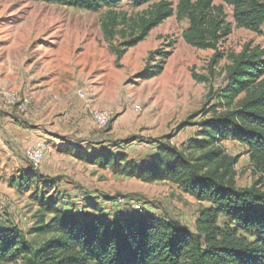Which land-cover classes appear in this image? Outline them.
I'll return each mask as SVG.
<instances>
[{"label":"rangeland","instance_id":"rangeland-1","mask_svg":"<svg viewBox=\"0 0 264 264\" xmlns=\"http://www.w3.org/2000/svg\"><path fill=\"white\" fill-rule=\"evenodd\" d=\"M171 1L175 7L179 2ZM135 2L118 0L114 9L131 19L151 8L150 4L137 7ZM223 4L232 33L219 46L223 58L212 66L214 51L189 44L184 38L189 21L179 20L176 14L118 60L112 48L125 37L118 33L106 39L102 23L107 7L94 12L60 3L0 0V213L23 229L33 223L38 203L30 191L20 192L12 183L22 165L35 168L28 156L31 144L25 142L31 130H40L48 136L41 141L49 147L45 158L49 156L35 169L47 180H57L55 189L54 185L41 187L44 193L57 190L66 201L75 200L78 208L83 206L89 213L143 211L175 218L194 229L202 204L175 184L117 176L108 169L77 162L72 154L56 151L52 142L72 139L97 147L117 143L139 162L155 154L164 136L184 146L197 128L178 130L180 123L192 115L193 121L199 120L204 109L213 106L223 109L220 94L227 85L230 55L246 44L264 48V24L260 32L238 27L234 8ZM120 29L131 37L130 28ZM161 50L171 52L163 72L140 78L147 65L156 63L149 60V54ZM160 58L156 54V61ZM6 92H13L15 100H8ZM100 109L111 112L104 127L92 115ZM223 145L229 154L239 155L237 185H252L258 176L246 146L232 140ZM49 165L54 172L45 173Z\"/></svg>","mask_w":264,"mask_h":264},{"label":"trees","instance_id":"trees-1","mask_svg":"<svg viewBox=\"0 0 264 264\" xmlns=\"http://www.w3.org/2000/svg\"><path fill=\"white\" fill-rule=\"evenodd\" d=\"M35 1L94 12L107 7L102 23L106 39L112 40L118 33L125 37L112 48L118 60L175 14L179 20L189 21L184 32L189 44L214 51L212 66L223 58L219 46L232 33L223 3L234 8L238 27L260 32L264 24V0H222V4L179 0L176 7L171 0H136L137 7L150 4L151 8L131 19L114 9L118 0ZM120 26L130 28L131 37ZM156 54L161 56L159 61ZM170 54L152 51L149 60L156 63L147 65L139 77L160 75ZM230 61L227 85L220 94L223 109L213 106L204 109L199 120L193 121L192 115L180 123L178 130L197 128L184 146L172 143V136H164L158 140L155 154L143 162L131 158L117 143L97 147L62 139L65 146L60 148L117 176L175 184L202 204L194 229L175 218L143 211L89 213L83 206L78 208L75 200L66 201L57 190L50 194L41 191L43 186L54 185L55 189L57 180L49 181L35 168H27L12 185L20 192L30 191L38 211L28 229L0 213V264H264V48L246 44L230 55ZM226 140L246 146L258 176L252 185H237L239 155L227 152Z\"/></svg>","mask_w":264,"mask_h":264},{"label":"built area","instance_id":"built-area-1","mask_svg":"<svg viewBox=\"0 0 264 264\" xmlns=\"http://www.w3.org/2000/svg\"><path fill=\"white\" fill-rule=\"evenodd\" d=\"M5 95L6 98L11 101L15 100L16 98V95L13 92H6ZM92 115L100 127L106 126L111 119V112L108 110H95L93 111ZM48 150L49 147L47 146V143L45 141H41L28 151L29 160L35 168H37L42 163Z\"/></svg>","mask_w":264,"mask_h":264},{"label":"crops","instance_id":"crops-1","mask_svg":"<svg viewBox=\"0 0 264 264\" xmlns=\"http://www.w3.org/2000/svg\"><path fill=\"white\" fill-rule=\"evenodd\" d=\"M32 132H31V136H32V138H31V136H30V138L28 139V141H26L25 142V144L26 145H29V144H31V145H29V147H27V148H30V147H33V146H35L38 142H40L41 140H47V135L45 134V133H43L42 131H40V130H31ZM65 142H63V141H60V140H58V139H56V140H54L53 142H52V144H53V148L56 150V151H58V152H63V151H61L60 150V148H64V146H65V144H64ZM49 155H47V157H48ZM11 157H13V158H15V154H13V156H11ZM47 157L45 158V160L46 161H48V159H47ZM5 159L4 160H8V157H4ZM11 160V159H10ZM44 160V161H45ZM10 162H13L12 160L10 161ZM15 162V161H14ZM77 162H80L81 163V161H79V160H77ZM3 163V162H2ZM16 165L18 166V163L16 162ZM5 166H7V165H5ZM93 166V165H92ZM2 168V167H1ZM27 168H29V167H27V165L25 166V165H22V167L20 168L21 170H19V172H18V175L20 174V173H22L24 170H26ZM6 169V171L8 170V167L7 168H5ZM44 170V169H43ZM44 172L46 173H49V172H54V170H53V166L51 167V165H49V166H46V168H45V170H44ZM42 174V173H41ZM17 175V176H18ZM17 178V177H16ZM63 184H64V182H62Z\"/></svg>","mask_w":264,"mask_h":264}]
</instances>
